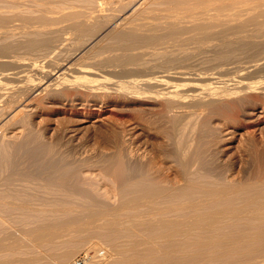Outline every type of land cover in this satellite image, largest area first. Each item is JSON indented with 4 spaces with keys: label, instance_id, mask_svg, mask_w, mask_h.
I'll list each match as a JSON object with an SVG mask.
<instances>
[{
    "label": "bare ground",
    "instance_id": "1",
    "mask_svg": "<svg viewBox=\"0 0 264 264\" xmlns=\"http://www.w3.org/2000/svg\"><path fill=\"white\" fill-rule=\"evenodd\" d=\"M27 1H29L31 4L30 0ZM36 1L33 0L34 3ZM46 1L47 0H43L44 6L42 4L41 9L39 7L40 1L39 5L37 4V8L35 5L36 3L34 4L36 9H40L38 11L32 7L36 10V12L38 11L37 13L35 11V13L33 11L32 13L30 11L21 12L18 10L17 13L15 12L13 14L9 11L12 15H9V12L8 15L0 14L1 27L6 25L5 23L8 22L9 24L10 21H13L10 19L13 17V15L14 17H16V19L21 17L22 20L21 18L20 20L23 24V28L25 27V30L27 29V27L32 29L27 30L26 32L22 28H20L19 30L17 27H21L20 23V26L16 27V25L18 24L14 25L17 30L16 28L12 27L13 29H15V31L12 29L11 31H9L10 28L8 26L9 30L8 28H6L7 32H12L11 34H14L16 32L14 35L17 34L16 36L18 38V36L22 33H20L19 31L24 30L23 33H26V35L21 37L19 36V40L28 42L27 48H29V50L31 49V53L34 52L32 50H39L40 56L44 55L47 57V59L49 57V62L47 61L48 63L46 65L42 64L43 66L37 67L39 65H36L35 62L34 64L36 65V67L29 68L30 64L25 62L26 60H23L24 58L21 59V57L19 58V56L12 57V55L7 56L4 52L7 47L6 42L8 43V41L10 40L9 37L8 41H6L7 39L5 40L6 42L0 41V57L3 56V52L5 53L3 58H0V65L4 64L5 66L8 61H11L15 63L14 68L16 70L14 72H10L8 70H6L7 72H4L2 70L4 73L2 71L0 72V103H2V101L4 102L2 105L0 104V133L2 132V129L5 130L7 128L3 127L13 125L15 124V121L19 122V120L17 119H20L21 116L23 118L25 116V113L31 110H37V105L35 103V100L37 102V97L46 96L49 100L56 101L59 97L62 96V94L65 95V93L69 91L71 92L72 90H76L78 93V91L81 89L79 85H81V87L83 86V88L85 87V90L91 93V97L88 101L80 98L81 96L76 97L70 101L67 100L68 97L65 98L67 101H69V103L67 104L70 105V109L75 112H88V114H95V116L99 118L103 117L108 111V103H116L118 102V100H121L120 97H129L132 99L139 97L141 94H139L138 96H128V94H136L138 92L136 91V88L139 89L142 86L159 88V91L157 92L158 94L155 93L156 95H153V92L150 93V96L152 94L153 96L151 97L154 98V100L151 98L152 101H161L160 103L165 110L169 109L175 112L178 111L179 118H181L180 116L183 115L186 118L185 114L188 112L187 108L189 107H193V110L194 108L198 109L204 106H211L209 108H218L223 103L225 105V101H230L229 99L231 97H237V99H248L250 94L256 92L258 87L263 85L264 89V84L260 85L262 83L260 82L261 80H257V82H255L253 77L249 80L246 79L248 77V74L247 77L240 76V79L235 80V82L232 77H230L231 80H233L232 84H228L227 82H225L229 80V77L228 80L226 79L225 81H222L223 85H216L214 83V85L209 84L208 86H206V88L208 87L209 90L207 91L205 89L206 91H204L203 94L196 92L200 89V82L198 83L197 81L192 84H186L189 86L187 87V89H183L184 87L181 88L178 86V84H171V80L174 76H187L184 75L186 74L187 70L184 71L185 66H183V70H178L176 75H172L174 73L171 74L170 72V74L165 73L159 75L145 74L142 75L141 78H139V75H137L138 78H135L133 80L127 79L126 82H122L118 87H115L116 89L114 90H106L107 84L113 77H109L108 74H113L116 72L120 74V70H123V74L125 77L124 72H127V70H132L133 72L134 68L132 69L131 66H136V68L148 67L151 69L160 67V69L163 68L164 70H169L170 68L173 69L172 66L178 67V64H180V68L182 64L186 65V60L187 62H189L188 59L192 55V53L186 50L187 48L182 44H179L178 42L180 41V38H182L181 36L184 33H187L186 35H188L189 33L188 38L197 43L196 47L198 49L211 50L214 53H212V55H214V60L216 61V63H224L230 60L232 55H235L237 53L236 51H242L238 53H244L243 51H245L246 53L247 50L255 51L256 49H260V51L264 52V0H101L106 4V10H109L108 7L112 8L111 11L109 10L110 13H106L104 11L101 12L105 9L101 8L103 3H101L100 0H79L81 4L83 2V5L86 4L88 6L87 10L79 9V5L81 4H76L79 1L76 2L75 0H73V2H76L75 4H73L72 0V3L70 2V0H67L68 4L71 3L69 5L70 7L68 6V8L72 7V9H59V11L56 10L57 14L54 9H49V14L53 11V13L55 12L54 14L56 15L52 13L51 15H48L46 13L48 10V7L45 5ZM48 1V3H46L48 5H50L49 3H51V5L54 3V1ZM57 1L56 2L57 4L59 3V6L65 7L63 6V3H60L62 2V0L60 2L59 0ZM56 2L54 3V5L56 4ZM64 3L68 5L66 2ZM11 4L13 3H10L9 7L12 6ZM51 5L49 8H52ZM74 5H77V7H75ZM99 6L102 10L99 8L98 12H95L98 9L97 7ZM146 6L151 7V16L150 11L146 10ZM22 7L20 9H22ZM14 10L17 9L14 8ZM145 10L146 12L150 13L148 17L146 16L147 13L145 12ZM156 10H158V12L160 13H157ZM144 12L146 13V15ZM143 14L145 15V17H143ZM13 19L15 20V18ZM2 31L3 30H1L0 28V32ZM1 34L2 33H0V36H2ZM5 34L3 35L6 36ZM7 35H9V33H7ZM213 38L219 39L220 43H211L210 39L213 40ZM169 40H171L172 43L174 41V45H177L178 43L177 48L174 49L172 47L174 45H171ZM175 40H178L177 43L175 42ZM208 40L210 41V43H208ZM167 41L170 44L166 43ZM10 43H8V45ZM16 43L17 42L15 41L14 44ZM12 46L15 47V45L13 44ZM22 46L24 47V45ZM187 46H190V42L189 45L187 44ZM14 49H17V46ZM175 50L179 53L175 52ZM32 55L34 54L32 53ZM37 55H39V52L37 53ZM145 55H149V58H153L152 60L155 61H149H151V63H154L151 65H147L149 64V62L145 59ZM14 57H16V59H13ZM46 57H44V59ZM25 58L27 59V57ZM20 59L23 61H21ZM83 60H87L89 61L88 63L91 64L87 66H79V62ZM191 60L192 58L190 59V61ZM209 64L211 65V63ZM97 65L105 67L107 69L106 71H104L105 75H102L103 73L98 75L99 73L97 74L92 71L94 70V68L96 69ZM99 72L101 71L99 70ZM68 73L73 74V77L71 76L72 78H70L72 80L74 78L73 82L72 80L68 79V77H70V75L72 74L69 75ZM28 74H33V76L35 75L34 79H37V77L41 76L40 80L38 79L39 81L30 82L24 78ZM130 74L128 73L129 76ZM135 75L133 74V76ZM30 76L31 75H29L28 77ZM205 78L209 79L210 77L205 75L203 77L199 75L197 79L186 80L203 81L205 80ZM251 79L253 81H250ZM9 80H12L11 85H8V87H6L7 81ZM180 81L182 80H179V83ZM130 88H132V90L135 88V92L128 91L131 90ZM85 90H83V92ZM142 90L143 88L141 89V91ZM259 93L263 94L262 91H260ZM147 94L145 96L144 90V97L147 98ZM250 101L244 104L245 109L243 112L245 119L250 123L251 126L260 127L259 125L264 124V106L254 104L252 102L250 103ZM224 105L222 106L225 107ZM231 106L229 105L230 108ZM214 109L212 108L211 111ZM193 110L191 109V111ZM219 110H221V108ZM222 110H224V108ZM199 111H201V109ZM211 111L210 109L208 110V112ZM218 111H216L217 114ZM214 112L215 111L211 113ZM196 113L197 112H195V114ZM190 115L192 116V114ZM175 116H173V118ZM191 116H189L190 120L192 119L190 118ZM199 118L200 116L197 117V119ZM231 121L233 122L232 119ZM179 122L181 123L182 121L180 120ZM232 122L229 127H224L225 133H223L225 134V136L230 134L233 128H235V124ZM199 123L201 122H198V124ZM227 123L225 124L227 125ZM229 124L230 122L228 123V125ZM186 125L185 127L184 125L181 126L186 128ZM188 125H190V123ZM195 125H193V128L192 126L189 127V129H195L198 126L196 125V127L194 128ZM206 125L208 124L199 126H202V128L205 130L204 126ZM175 127H177V125ZM178 128L179 127H177V129ZM186 129L181 128L180 132L183 130L184 132H182L185 133ZM202 131H200V133H202ZM2 133L4 134H0V178H3V180L9 178L11 182L12 180L10 179L9 175L12 174L13 176L14 174H18L20 176L24 175V177L26 178V180H24L27 182V179L30 177L31 171L30 173H24L26 170H19L18 168L21 165L17 167V165L13 161V157L16 153H20L23 150V152L27 154V157L29 158L28 160L31 161L30 166H32L31 164L35 160L38 162L39 159H41L42 157L44 158L43 153H46V151L43 149V145L31 146L26 140L24 142H16V151L11 154L9 153V151L12 152L13 150L11 151V148H9L10 150H8L9 145H11L9 142L12 141V143H14L12 139H16L18 141V139H20V137L23 135V129L19 128L18 125V127H13L12 134H9V136L5 134V131H3ZM174 136L175 135L173 134V137ZM183 137L184 136L182 135V139L179 138V140L181 139L180 141L183 142V146H187L186 148L188 149L182 147V144L177 139L178 137H174V139H176L178 143L175 146L174 152L171 154V161L174 163V175L172 177L157 176L155 173H153V167L150 168L151 166L148 167V165L143 164L139 165L138 163L133 164L132 161L129 162L127 160V154H125V156L124 153L122 154L120 151L115 155H113V153V156L111 155V157L109 156L107 158L105 156V159L103 158V160H105L103 162H106L104 166L106 167L105 170L109 172L114 178L115 194L113 193L112 195L115 197V199L114 197H112V192L110 190L109 197H112L113 199L109 200V197H106L108 198V200H103L101 198H95V196L89 194L91 192H88L86 189L78 186L75 181L79 179L78 177H80L79 173L77 172L79 164H74L73 161L70 162L66 157V159H63L60 161V163L57 162L56 164L55 162L58 160L57 158V160L54 158L53 161L56 160L55 162H50V160L47 161L44 158L43 161L41 160L43 162V166L41 167V162H38L40 165V167L38 168L36 167L38 165L36 161L34 163L36 169L40 170L41 168V172L44 171L42 173L45 174L43 175V179L46 180L45 182L47 186L46 188L44 187L46 191H48L49 189L53 191L54 187L50 184L54 185V183H56V179L59 181L57 188L60 192V197H57V199L53 198L54 201H52V203L48 201L50 204L44 205L43 203H39L37 201L39 198L37 196V193L32 194L31 191L29 193L27 189H24L23 193L22 189L19 187L17 190H14L17 187L15 186L16 184L13 185L12 182L15 179V181L18 180L16 178L18 175H16V177L11 176L12 178L15 177V179L11 182V185H9L10 183H5L4 185L7 190L10 188L12 189L0 194V252L1 250L7 248L9 250L8 252L11 251L12 253L13 251V253H15L14 251H16L17 249L20 250L21 248H23L22 246L24 245L21 243H25V240H27L28 238L29 240L32 239L30 240L31 242H29L32 244H35L34 242L38 241V244L36 243V247H39L38 245H40L42 242L46 243V245L48 244V248H50L51 246L50 249H53L54 247L52 248V245L50 244H53L55 246L60 240H64L65 236L63 233L66 232V246L64 245L65 248L61 252L59 250L55 252L56 249H54V254L46 255L49 251L47 250L48 252L46 253V250H43L47 249V246L44 248V244H41L42 246L40 247H43L42 250L39 247L43 253H46L45 259L47 258L49 260H53L52 258L56 257V260L58 259L60 263L65 264L68 263L69 260H72V257H74V253L79 247L77 246L76 248V245H78L80 242L84 244L85 241L88 243L89 237H86L87 231L91 232L92 230H104L109 233V235L111 236V240H113L112 238L117 240V249L115 250H117L119 258L115 257L117 258L115 261L113 257V264H175L172 261H176V264H232V262L234 263L241 258L242 260L243 258H245L246 260V257H250L254 254H257L259 258L260 255H258V253H262L261 257H263H260L262 261L258 259V262L257 260L258 264H264V150L261 151L256 148L253 150L252 160L254 166H252L254 167V171L250 172L249 169L246 174V171L244 170L245 174L244 171H242L240 173L241 176L239 175L238 178H235L236 176L234 177L233 174H231L232 176L228 174L230 169L227 173H225V167L224 170H222L223 168L222 166H220L221 164L217 165L218 162L216 164L215 159L214 161H210V159L212 160V158H209L211 156L206 158L208 156L207 152V156H204L205 154L203 155L199 148H192L195 146L189 145L192 144L191 142L187 143L188 140L183 141ZM198 141L200 140H197V142ZM184 142L187 144H184ZM188 145L190 146V148L188 147ZM225 149L227 150V148ZM47 152L49 154V152L52 153L53 151ZM128 156L127 157L130 158L132 154L130 155L129 153ZM51 158L53 159V156ZM146 159H148V157ZM150 161L151 160H148V163ZM58 164H61L59 172L56 168ZM79 167L81 168V166ZM41 172L38 175L42 174ZM236 173L238 174V172ZM242 173L244 175H242ZM34 174H31V176H35ZM38 175H36V177ZM18 178L20 180L19 176ZM31 178H29V182L31 181ZM22 179L23 177H21V180ZM23 182L21 183L23 184ZM18 185H20V183ZM22 186L23 185H21V187ZM26 186L28 188L30 184L28 185L27 183V185H25V188ZM5 187L3 186V188ZM22 188H24V186ZM29 188H31V186ZM73 193L79 195V197L77 195H72ZM105 196H107V194ZM77 198L81 199L82 201H76ZM18 214L24 215L26 217L23 216V219H20L21 216H19ZM16 216L17 218H14ZM30 216H33L34 218L36 217V219L31 218ZM43 216L46 217L44 218ZM28 217H30L31 220ZM16 219L20 221L19 223L17 222V225L15 224L17 221ZM13 221L15 223H12ZM12 224L16 226L12 227ZM95 232L93 233L95 234ZM76 234H78V236L80 234L79 237L81 238H76ZM81 234H84L85 237H83ZM62 236H64V238ZM59 237L62 238L60 239ZM57 239L59 241L56 243ZM61 243H59L61 245L60 248L64 244ZM89 244L90 247L91 245H93L90 243V240ZM27 245L29 246L30 244L27 243ZM58 247L59 246H57L56 248L58 249ZM91 249L92 248H90L89 250ZM95 249L96 247L94 248V250ZM40 250H38V252L41 255L42 253L40 252ZM86 250L88 251V248ZM18 251H16V253ZM36 252L37 251H35V253ZM50 252H53V250H50ZM39 253H36L37 255H34V253H30L31 255L29 256H20L13 259L10 258V260H8L7 258V261H4V259H2V257L0 256V264H9V261H15L16 264H34L36 260L42 262L41 259L42 257H44V255H42L41 257ZM84 253L85 252L83 251V254ZM88 253L90 252L88 251ZM95 253H93V255ZM23 254L25 255V253ZM255 255L254 257H250L251 259L247 258V260L249 259V261L251 260L253 262L252 259L255 258ZM49 260L47 261L48 263ZM177 260H179L180 262H177ZM245 260H243L244 262H241L246 264L245 262L247 260ZM108 261V264L112 262ZM90 262L91 261H89V263ZM96 264H98V262H96Z\"/></svg>",
    "mask_w": 264,
    "mask_h": 264
},
{
    "label": "rangeland",
    "instance_id": "2",
    "mask_svg": "<svg viewBox=\"0 0 264 264\" xmlns=\"http://www.w3.org/2000/svg\"><path fill=\"white\" fill-rule=\"evenodd\" d=\"M2 1V2H1ZM0 2V14H5V15H8L10 12L13 14V13H17L18 12V10L19 11H21V12H36V10H38V9H36L37 8V6L39 5V1H40V5H39V7H40V9H41V7H42V4H43V6H44V2H43V0H42V2H41V0H38V1H36V0H34V1H36L35 3L33 2V0H30L31 1V4H30V2L29 1H27V0H1ZM5 1H6V3H5ZM18 1H19V3H18ZM45 1V0H44ZM48 1V0H47ZM46 1V3H48ZM51 1H54V3L57 1V0H50V2ZM61 0H59V2H60ZM69 1V0H68ZM67 0H64V2H68ZM76 2L77 1H79V0H75ZM4 2V3H3ZM7 2H9V3H7ZM23 2V3H22ZM33 2V3H32ZM58 2V1H57ZM57 2H56V4H57ZM63 2V0H62V2H60V3H63V4H60V5H63V6H65V7H62V6H59L58 4L56 5H54V3L51 5V3H49L50 5H51V7L52 8H49L50 7V5H48V4H46L45 3V5L48 7L46 10H47V14L48 15H51V13L52 14H54L55 12H56V10L57 11H59V9H67L68 8V6L73 2V0H72V2H71V0H70V4H68V5H66L65 3ZM76 2H73V4H75ZM82 2V1H81ZM100 2L101 3H103L101 0H100ZM10 3H13V4H11L12 6L11 7H14L15 9H17V10H14V8H11V7H9L10 6ZM22 3V4H21ZM29 3V4H28ZM36 5V8H35V5ZM38 4V5H37ZM72 4V5H73ZM77 5H79V4H81L80 3V1L79 2H77L76 3ZM104 4V5H103ZM102 4V6H101V8L103 9H105V6H106V4L105 3H103ZM14 5V6H13ZM32 5H34V6H32ZM77 5L75 6V7H77ZM145 5H147V4H145ZM4 6V7H3ZM18 6H20V7H18ZM23 6V7H22ZM29 8H27V7ZM67 6V7H66ZM82 6V7H81ZM104 6V7H103ZM144 6V5H143ZM6 7H8V8H6ZM22 7V9H20ZM35 8V9H33V8ZM38 7V8H39ZM70 7V6H69ZM74 7V8H75ZM87 5L85 4V5H83V2H82V4L81 5H79V9H84V10H87ZM145 7V6H144ZM73 8V9H74ZM98 9H97V11H95V12H98V10H99V8H100V6L99 7H97ZM100 8V9H101ZM149 10H148V9ZM8 9V10H7ZM11 9V10H10ZM12 9H13V11H12ZM28 11H27V10ZM31 9V10H30ZM39 9V10H40ZM52 9H54L55 10V12L53 13V11L52 12H50V14H49V12L48 11H50V10ZM68 9H72V7L71 8H68ZM76 9H78V8H76ZM101 9V10H102ZM106 9H107V6H106ZM100 10L101 12H106V13H110L109 12V10L111 11L112 10V8H109L108 7V9L109 10ZM145 9V8H144ZM151 9V7H149V6H146V10L147 11H150V13L152 12V10H150ZM6 10V11H5ZM26 10V11H25ZM38 10V11H39ZM89 10H90V8H89ZM88 10V11H89ZM146 10H145V12H146ZM159 10V9H158ZM158 10H156V12L157 13H160V12H158ZM10 11V12H9ZM37 11V12H38ZM99 11V12H100ZM162 11V10H161ZM9 12V13H8ZM32 12V13H33ZM34 12V13H35ZM36 12V13H37ZM144 12V13H145ZM163 12V11H162ZM9 14V15H12V14ZM146 13H147V15H146ZM145 13V15L148 17V15L150 14V13H148V12H146ZM56 14H57V12H56ZM56 14H54V15H56ZM145 15L143 14V17H145ZM152 15V13L150 14V16ZM17 17H19V16H17ZM13 18H15V20L13 19ZM21 18V17H20ZM20 18H18V19H16V17H14V15H13V17L12 18H10L11 20H13V21H10L9 22V24H8V22L7 23H5L6 25H2L3 27H1L0 26V28H1V30H3L2 32H0V33H2L1 35L2 36H0V41H5L6 39V41H8V37L10 38V42L8 41V43H10L9 45H8V43L6 42V49H5V53H6V55L7 56H11L12 55V57L13 56H19V58L21 57V59H23V60H26L25 62H27V63H29L30 65H29V68H35L36 67V65H39V66H37V67H41V66H43L42 64H44V65H46L48 62H49V57H48V59H47V57L46 56H40V51L39 50H32V51H34V52H32L34 55H32V53H31V49L29 50V48H27V44H28V42H23L24 40H19V36L21 37V36H24V35H26V33H23V31L25 30L24 28H23V24H22V22H21V20H22V18H21V20H20ZM10 19H7V20H10ZM20 20V21H19ZM263 22H264V20H263ZM21 23V27H17V26H20L19 24ZM16 24H18V25H16ZM14 25H16V27L20 30V28H22V29H24V30H22V31H19L20 33H21V35H19L18 36V38H17V34L16 35H14V34H11L12 32H7V30H6V28H8V26H9V28H10V30H9V28H8V30L9 31H11V29L12 30H14L15 31V29H13V28H16ZM13 27V28H12ZM17 28H16V30H17ZM29 27H27V29L25 30V32L27 31V30H31L30 28L28 29ZM249 28H251V27H249ZM13 31V32H14ZM250 31H251V29H250ZM3 32H5V33H3ZM7 33H9V35H7ZM18 33V32H17ZM250 33V32H249ZM3 34H5L6 36H4ZM19 34V33H18ZM185 34V33H184ZM182 35L181 37L182 38H180V41H178V40H175V42L177 43V41L179 42V44H182L183 46H185L187 49L186 50H188L189 52H191L192 53V55L190 56L191 58H192V60L190 61V57H189V59H188V61L190 62H187V60H186V65L185 64H182V66H181V68L179 67L180 66V64H178V67L177 66H172V68L173 69H175V70H173V69H169V70H164L163 68L162 69H160V67H157V68H148V67H137L136 68V66L134 67H132L131 66V68L133 69H136V70H134L133 69V72H132V70H127V72H124L125 73V77H124V74H123V70L121 71L120 70V74H118V72H116V73H113V74H108V76L110 77V76H113L112 77V79H111V81L107 84V88H106V90H108V91H111V90H114V89H116L115 87H118L122 82H126L127 81V79L128 80H130V79H135V78H138L137 77V75H139V78H141L142 77V75H145V74H151V75H159V74H165V73H174V74H172V75H176L177 74V71L178 70H183V66H185V68H184V71L185 70H187V72H186V74H184V75H187V76H184L185 78L186 77H188V78H186L187 80L188 79H197V77L200 75V76H203L204 77V75L205 76H208V77H210L209 79H207V78H205V80H189V81H187L183 76H180V75H176V76H174L173 77V79L171 80V84H173V85H175V84H178V86L179 87H181V88H183V89H187V87L189 86V85H186V84H192V83H195L196 81L199 83V87H200V89L198 90V91H196V92H198V93H201V94H203V92L204 91H208L209 89H208V87L206 88V86H208L209 84L211 85V84H216V85H223L222 84V81H225L226 79L228 80V77H229V80H230V82H229V80L228 81H225V82H227L228 84H232L233 83V80H234V82H235V80H238V79H240V76H246L247 77V74H248V77L246 78V79H250V78H252L253 77V79H254V81L255 82H257V80H261L260 82H262L260 85H262V84H264V52H262V51H260V49H256L255 51H252V50H247L246 51V53H245V51H243L244 53H238V52H242V51H236L234 54L236 55H232V57L234 58H230V60H228V61H226V62H224V63H220V62H217L216 63V61L214 60V55H212V51L211 50H209V49H198L196 46V44L197 43H195L192 39H189L188 37H189V33H188V35ZM10 35H11V37H10ZM13 35V36H12ZM5 37H7V38H5ZM16 39H15V38ZM14 39H15V41L17 42L16 44H14L15 43V41H14ZM212 39V38H211ZM210 39V41H211V43L213 42V43H220V40L219 39H215V38H213V40H211ZM215 39V40H214ZM18 40V41H17ZM218 40H219V42H218ZM173 41V40H172ZM210 41L208 40V43H210ZM216 41V42H215ZM13 42V43H12ZM169 42L171 43V45H174V41H173V43L171 42V40H169ZM168 41L166 42V43H168V44H170ZM189 42H190V46H187V44L189 45ZM24 45V47L21 45ZM207 43V44H208ZM12 44L13 45H15V47L14 46H12ZM167 44V45H168ZM166 45V44H165ZM177 45H178V43H177ZM177 45H174V46H172L174 49L175 48H177ZM16 46H17V49H14V48H16ZM26 46V47H25ZM160 46V45H159ZM192 46V47H191ZM10 47V48H9ZM9 48V49H8ZM189 48H191V49H189ZM19 49V50H18ZM11 50H12V52H11ZM14 50V51H13ZM8 51V52H7ZM37 51V52H36ZM208 51H210V52H208ZM3 52V56L5 55V53ZM36 52V53H35ZM39 52V55H37V53ZM175 52H178V51H176L175 50ZM248 52V53H247ZM255 52V53H254ZM259 52V53H258ZM8 53V54H7ZM179 53V52H178ZM210 55H209V54ZM262 53V54H261ZM214 54V53H213ZM255 54V55H254ZM258 54H259V56H258ZM212 55V56H211ZM240 55H242V56H240ZM248 55H249V57H248ZM3 56H1L0 58H3ZM35 56H37V57H35ZM40 56V57H39ZM253 56V57H252ZM257 56V57H256ZM25 57H27V59L25 58ZM42 57V58H41ZM44 57H46L45 59H44ZM145 57V59L146 60H148V62H149V64H147V65H151V64H153L154 62H152L151 63V61H155V60H152L153 58H149V55H145L144 56ZM262 57V58H261ZM5 58H7V57H5ZM4 58V59H5ZM9 58V57H8ZM11 58V57H10ZM19 58H17V59H19ZM32 58V59H31ZM35 58V59H34ZM42 60H41V59ZM149 58V59H148ZM236 58V59H235ZM13 59H16V57H14ZM20 59V60H21ZM29 59V60H28ZM47 59V60H46ZM211 59V60H210ZM10 60V59H9ZM23 60H21V61H23ZM31 60V61H30ZM149 60H151V61H149ZM234 60V61H233ZM29 61V62H28ZM40 61V62H39ZM42 61V62H41ZM46 61V62H45ZM48 61V62H47ZM211 61V62H210ZM257 61V62H256ZM36 62V63H35ZM89 61H87V60H83V61H80L79 62V66H87V65H89V64H91V63H88ZM213 62V63H212ZM215 62V63H214ZM228 62V63H227ZM7 63V62H6ZM5 63V64H6ZM14 65H13V64ZM32 63V64H31ZM36 65H35V64ZM209 63H211V65L209 64ZM220 63V64H219ZM258 63H259V65H258ZM207 64H209V65H207ZM216 64V65H215ZM223 64H226V65H223ZM14 66H15V63L14 62H11V61H8V63L4 66V64L2 65H0V72L3 70L4 72L6 71V70H8V71H10V72H14V71H16L15 70V68H14ZM31 66V67H30ZM235 66V67H234ZM247 68H246V67ZM12 67V68H11ZM25 67H27V66H25ZM189 67V68H188ZM213 67V68H212ZM239 67V68H238ZM251 67V68H250ZM10 68V69H9ZM195 68V69H194ZM219 68V69H218ZM254 68V69H253ZM5 69V70H4ZM17 69V68H16ZM98 71H97V70ZM96 69L94 68V70H92L93 72H95V73H99L98 75H100V74H102V75H105V73H104V71H106L107 69L105 68V67H101V66H99V65H97L96 66ZM109 69V68H108ZM118 69H120V68H118ZM150 69V70H149ZM212 69V70H211ZM222 69V70H221ZM228 69V70H227ZM237 69V70H236ZM247 69V70H246ZM13 70V71H12ZM96 70V71H95ZM99 70L101 71V72H99ZM218 70V71H217ZM244 70V71H243ZM2 71V72H3ZM91 71V72H92ZM154 71H156V72H154ZM172 71H174V72H172ZM247 71V72H246ZM248 71H249V73H248ZM3 72V73H4ZM7 72V71H6ZM122 72V73H121ZM197 72V73H196ZM210 72V73H209ZM241 72H242V74H241ZM128 73L130 74V73H133L135 76H133V74H130V76L128 75ZM140 73V74H139ZM169 73V74H170ZM241 74V75H239V74ZM69 75L70 74H72V73H68ZM209 74V75H208ZM219 74V75H218ZM245 74V75H244ZM255 74V75H254ZM29 75H31L30 77H28ZM69 75H66V76H69ZM122 75V76H121ZM141 75V76H140ZM195 75V76H194ZM214 75V76H213ZM257 75V76H256ZM35 76V75H34ZM34 76H33V74H28L27 76H25L24 78L25 79H27L28 81H30V82H32V81H39L40 80V77H37V79L35 78L34 79ZM39 76V75H38ZM73 77V74L72 75H70V77H68V79L69 80H72V79H70V78H72ZM212 76V77H211ZM220 76V77H219ZM222 76H226V77H222ZM238 76H239V78H238ZM260 76V77H259ZM27 77V78H26ZM176 77V78H175ZM215 77V78H214ZM230 77H232V79L233 80H231V78ZM30 78H31V80H30ZM116 78V79H115ZM118 78V79H117ZM122 78H124V79H122ZM184 79V81H183V79ZM256 78V79H255ZM263 79V81H262V79ZM39 79V80H38ZM124 80V81H122V80ZM204 79V78H203ZM212 79H213V81H212ZM73 80H74V78H73ZM73 80H72V82H73ZM179 80H182V81H180V83H179ZM207 80H208V82H207ZM9 81H10V84H9ZM9 81H7V85H6V87H8V85L10 86L11 85V81L12 80H9ZM194 81V82H193ZM202 81V82H201ZM205 81V82H204ZM220 81V82H219ZM250 81H253L252 79L250 80ZM258 81V82H259ZM174 82V83H173ZM211 82V83H210ZM259 82V83H260ZM202 83H204V84H202ZM208 83V84H207ZM219 83H221V84H219ZM258 83V84H259ZM206 84V85H205ZM213 84V85H214ZM114 85V86H113ZM80 86V92L78 91V93H79V95H78V93H77V91L75 90H72L71 92L69 91V92H67V93H65V95H63L62 94V96L61 97H59L58 98V100H56V101H51V100H49L46 96H40V97H37L36 99H37V102H36V100H35V103H36V105H37V107H36V109L37 110H31V111H29V112H27V113H25V116L23 117L24 118V120H23V118H22V116L20 117V119H17V120H19V122L18 121H15L14 123L15 124H13L14 126H16V127H18V125H19V128H22L23 129V135L20 137V139H18V141L15 139H12L13 141H14V143H12V141L11 142H9L11 145H9V147H8V150H10L9 148H11V151L12 152H10L9 151V153H13L14 151H16V142H24L25 140L26 141H28L29 142V145H31V146H42L43 145V149L46 151V153H43V156H44V158H45V160H47V161H49L50 160V162H55L57 159V161L55 162V164L57 163V162H59L60 163V161L61 160H63V159H68L70 162H72L73 161V163L74 164H79L78 165V170H77V172L79 173V176L80 177H78L79 179H77L76 181H75V183L78 185V186H80L81 188H83V189H86L88 192H93L92 194L91 193H89L90 195H93V196H95V198H101V199H103V200H108V198H106V197H109L110 196V191L112 192L111 193V195L114 193L115 194V183H114V178L111 176V174L109 173V172H107L105 169H106V167H104L105 166V164H106V162H103V161H105V160H103V158L106 156L107 158L110 156L111 157V155L113 154V155H115V154H117V153H119V151L123 154L124 153V155L125 154H127V156H128V154L130 153V155L132 154V156L130 157V158H133V159H130V158H128L126 155V158H127V160L130 162V161H132V163L134 164H139V165H141V164H143V165H148V167H150V168H152V170H153V173H155L157 176H160V177H163V176H170V177H172L173 175H174V167H173V162L171 161V154L174 152V150H175V146H176V144L178 143V141L176 140V139H174V137L175 138H177L178 140H179V138H181L182 137V135L184 136L183 137V141H187V143H189V142H191L192 144H189V145H193V146H195V147H192V148H199V150H201V152L203 153V155L204 156H207V153H208V156L206 157V158H208L209 156H211V157H209V158H212V160L210 159V161H214V159H215V162H216V164H217V162H218V164L217 165H219V164H221L220 166H222V170H224V167H225V170H224V172L225 173H227L228 172V170L230 169V171L229 172H231V173H229L228 172V174L230 175V176H232L231 174H233V176L235 177V178H238V176L240 175L241 176V172L242 171H246V174H247V172L249 171V169H250V172H252V171H254L253 169H254V165H253V160H252V154H253V150L256 148V149H258V150H264V124L263 125H259L260 127H258V126H251L250 125V123L245 119V116H244V109H245V106H244V104H246V103H248V101H250V103L252 102V103H254V104H257V105H260V106H264V89H263V85L262 86H260V87H258V89L256 90V92H253L252 94H250V96L248 97V99H237V97H231L229 100L230 101H225V105H224V103L222 104V105H224L225 107H223L222 105H220V106H222L223 108H224V110H222L223 108L222 107H220L221 108V110H219L220 108L218 107H212L214 110H212L211 111V109L212 108H209V107H211V106H209V107H207V106H204V107H201V108H198V109H195L194 108V110H193V107L191 108V107H189V108H187L188 109V112L185 114V116H186V118L184 117V115L183 116H180L181 118H179V112L178 111H173V110H165V109H163V107H162V105H161V101H159V100H156V102H153L152 101V99L154 100V98L153 97H151V96H153V95H156V94H158L157 92L159 91V88H156V87H144V86H142L141 88H136V91H138L136 94L135 93H129L128 94V96H134V95H139V94H141L140 96H141V99H140V96L139 97H136L135 99H132V98H129V97H120L121 98V100H118V102H116V103H113V102H110V103H108V111L105 113V115L103 116V117H97V116H95V114H88V112H85V113H83V112H75V111H73V110H71L70 108V105H68L67 103H69V101L70 100H73L74 98H76V97H80V98H82V99H84V100H86V101H88L89 99H90V97H91V93L89 92V91H86L85 90V87L83 88V86L81 87V85H79ZM186 86V87H185ZM231 86V85H230ZM109 88V89H108ZM143 88V92L141 91V89ZM131 90H128V91H130V92H135L134 90H135V88L132 90V88H130ZM206 89V90H205ZM261 89V90H260ZM82 90V91H81ZM83 90H85L84 92H83ZM144 90H145V96H146V94H147V98L146 97H144ZM151 90V91H150ZM140 91V92H139ZM150 91V92H149ZM260 91H262L263 92V94L262 93H259ZM73 92V93H72ZM86 92V93H85ZM153 92V93H152ZM69 93H72V94H69ZM85 93V94H84ZM87 93H89V94H87ZM150 93H152L151 94V96H150ZM156 93V94H155ZM261 94V95H260ZM66 95H68V96H66ZM148 95H149V97H148ZM143 96V97H142ZM46 97V98H45ZM68 97V98H67ZM69 97H70V99H69ZM65 98H67V100H69V101H67ZM143 98V99H142ZM144 98H145V100H144ZM152 98V99H151ZM250 98V99H249ZM252 98V99H251ZM149 99V100H148ZM39 100V101H38ZM48 100V101H47ZM146 100H147V102H146ZM232 100V101H231ZM245 100V101H244ZM257 100V101H256ZM113 101V100H112ZM127 101V102H126ZM159 101V102H158ZM234 101V102H233ZM242 101V102H241ZM244 101V102H243ZM247 101V102H246ZM115 102V101H114ZM229 102H231V103H229ZM237 102V103H236ZM4 102L2 101V103H0L1 105L3 104ZM242 103V104H241ZM113 104V105H112ZM160 105V106H159ZM226 105H228V106H226ZM229 105L231 106V108H232V110H231V108L229 107ZM242 105V106H241ZM136 106V107H135ZM235 106V107H234ZM39 107V108H38ZM111 107H112V109H111ZM208 109H207V108ZM229 107V108H228ZM48 108V109H47ZM133 108V109H132ZM161 108V109H160ZM190 109V110H189ZM191 109L193 110V111H191ZM201 109V111H199ZM207 109V110H206ZM210 109V111L211 112H213V111H215L214 113H211V112H208V110ZM230 109V110H229ZM203 110V111H202ZM219 110V111H218ZM227 110V111H226ZM134 113H133V112ZM173 111V112H172ZM190 111H191V113H190ZM216 111H218V114L216 113ZM221 111H225L224 113L223 112H221ZM195 112H197L196 114H195ZM199 112V113H198ZM175 113V114H174ZM85 114V115H84ZM174 114V115H173ZM189 114V115H188ZM190 114H192V116L190 115ZM197 114H199V115H197ZM217 114V115H216ZM223 114V115H222ZM175 115H177V116H175ZM197 115V116H196ZM216 115V116H215ZM231 115V116H230ZM233 115V116H232ZM173 116H175L174 118H173ZM187 116H188V118H187ZM189 116H191L190 118H192L191 120L189 119ZM196 116V117H195ZM200 116V120L199 119H197V117H199ZM230 116V117H229ZM235 116V117H234ZM25 117H26V119H25ZM138 117V118H137ZM177 117V118H176ZM203 117V118H202ZM227 117H228V119H227ZM232 117V118H231ZM102 118V119H101ZM177 119V121H176V119ZM226 118V119H225ZM234 118V119H233ZM187 119V120H186ZM230 119V120H229ZM231 119L233 120V122L231 121ZM24 121V122H22V121ZM181 120L182 122L180 123L179 121ZM225 120H227V121H225ZM229 120V121H228ZM138 121V122H137ZM141 121V122H140ZM177 123H176V122ZM244 121H245V123H244ZM20 122H22V123H20ZM194 124H193V123ZM198 122H201V123H199L198 124ZM230 122V124L228 125V123ZM231 122L232 123H234L235 124V128H233V130H232V132L230 133V134H228V135H226L225 136V128L226 127H229L230 125H231ZM247 122V123H246ZM17 123V124H16ZM173 123V124H172ZM183 123V124H182ZM190 123V125H188V124ZM192 123V124H191ZM225 123H227V125L225 124ZM183 126L184 125V127H185V125H186V128H184V127H182L181 125ZM198 125L197 127H196V125ZM205 124H208V125H206V126H204V128H205V130L202 128V126L203 125H205ZM13 125H8V126H5V127H3V128H6L5 130L4 129H2L1 131L3 132V131H5V134H7L8 136H9V134H12V131H13ZM177 125V127H179L178 129H177V127H175ZM178 125H180V126H178ZM193 125H195L194 126V128L195 129H192L193 128ZM199 125H202L201 127L199 126ZM226 125V126H225ZM13 126V127H12ZM192 126V128H191V130L189 129V127H191ZM208 126V127H207ZM200 127V128H199ZM221 127V128H220ZM225 127V128H224ZM125 128V129H124ZM158 128V129H157ZM176 128V129H175ZM186 129L185 130V133H183L182 131V133L180 132V129ZM202 128V129H201ZM208 128V129H207ZM218 128V129H217ZM113 129V130H112ZM148 129V130H147ZM172 129H174V130H172ZM200 130V131H202V133H200V131H198V130ZM220 129H222V130H220ZM251 129V130H250ZM54 130V131H53ZM121 130V131H120ZM154 130V131H153ZM179 130V131H178ZM189 130V131H188ZM196 130V131H195ZM178 131V132H177ZM208 131V132H207ZM250 131V132H249ZM0 133V134H4V133ZM40 132V133H39ZM156 132V133H155ZM176 134H175V133ZM193 132V133H192ZM210 132V133H209ZM213 132V133H212ZM224 132V133H223ZM38 133V134H37ZM178 133V134H177ZM196 133V134H195ZM207 133V134H206ZM157 134V135H156ZM173 134L175 135L174 137H173ZM180 134V135H179ZM186 136H185V135ZM206 134V135H205ZM247 134V135H246ZM32 135H34V136H32ZM36 135V136H35ZM170 135V136H169ZM178 135V136H177ZM221 135V136H220ZM128 136V137H127ZM191 136V137H190ZM187 137V138H186ZM197 137V138H196ZM252 137V138H251ZM38 139H39V141H38ZM125 139V140H124ZM174 139V140H173ZM182 139V138H181ZM180 139V140H181ZM184 139H186V140H184ZM21 140H23V141H21ZM35 142H34V141ZM134 140V141H133ZM175 140H176V142H175ZM179 140V142L182 144L183 142L182 141H180ZM197 140H200V141H198L197 142ZM203 141V142H202ZM221 141V142H220ZM250 141V142H249ZM39 142V143H38ZM196 144H195V143ZM187 143H185L184 142V144H187ZM252 143V144H251ZM41 144V145H40ZM106 144V145H105ZM197 144H198V147H197ZM201 144V145H200ZM202 144H203V146H202ZM128 145V146H127ZM188 145V147L190 148V146ZM200 145V146H199ZM14 146H15V148H14ZM136 147V148H135ZM171 147V148H170ZM182 147L183 148H186L187 146H183V144H182ZM200 147H202V148H200ZM229 147V148H228ZM231 147V148H230ZM55 148V149H54ZM86 148V149H85ZM225 148H227V150L225 149ZM248 148V149H247ZM173 149V150H172ZM186 149H188V148H186ZM92 150V151H91ZM114 150H116V151H114ZM126 150V151H125ZM129 150V151H128ZM131 150V151H130ZM224 150V151H223ZM47 151H53L52 153H53V155H52V153H50L49 152V154L51 155H49L48 154V152ZM125 152H127V153H125ZM133 152H134V154L136 155H134L133 154ZM146 152V153H145ZM151 152V153H150ZM207 152V153H206ZM20 153H21V155H20ZM20 153H16L15 155H14V157H13V161H14V163L17 165V167H19L20 165V167L18 168L19 170L20 169H22L21 171H25L24 173H30V171H31V174H34V173H36V174H34L35 176H31V174H30V177L29 178H33V180H32V178H31V181L29 182L28 180H30L29 178H28V176H27V182L25 181L26 180V178L24 177V175H18V174H14L13 176H15L16 177V175H18L19 177H20V180H21V177H23V179L20 181L19 180V178H18V176L16 177L18 180L17 181H15L16 179H15V177L14 178H12L13 176H12V174H10L9 176H10V179L13 181L14 179V181H15V183H14V181L12 182V184L13 185H15L17 188H13L14 190H17L18 189V187L19 188H21L22 189V193H23V191H24V189H27V191L30 193V191H31V193L33 194V193H37V196L39 197L38 198V202L39 203H43L44 205H47V204H50L49 202H51L52 203V201H54L53 200V198L54 199H57V197L59 198L60 197V192L58 191V188H57V186H58V183H59V181L56 179V183H54V185L53 184H50L51 186H53L54 187V190L53 191H51L50 189L48 190V191H46L45 190V188H46V180L45 179H43V175H45V174H43L42 172H44V171H42L41 172V168H40V170H38V169H36V167L38 168V167H40V165H41V167L43 166V160H44V158L42 159H39L38 160V162L40 163V165H39V163L36 161V163L38 164H36L37 166L35 167L34 165V163H35V161L31 164L32 166H30V163H31V161L30 160H28L29 158L27 157V154L26 153H24L23 152V150H22V152H20ZM223 153V154H222ZM54 154H55V156H54ZM94 154V155H93ZM162 154V155H161ZM227 154V155H226ZM228 154H229V156H228ZM251 154V155H250ZM26 155V156H25ZM112 155V156H113ZM134 155V156H133ZM144 155V156H143ZM249 155V156H248ZM17 156V157H16ZM53 156V159L51 158ZM62 156H64V157H62ZM72 156V157H71ZM102 156V157H101ZM18 157H20V158H18ZM25 157V158H24ZM27 157V158H26ZM61 157V158H60ZM66 157V158H65ZM78 157V158H77ZM87 157V158H86ZM137 157V158H136ZM148 157V159H146ZM170 157V158H169ZM240 157V158H239ZM17 158V159H16ZM47 158V159H46ZM54 158L56 159L55 161H53L54 160ZM226 158V159H225ZM16 159V160H15ZM20 159V160H19ZM25 159H26V161H25ZM105 159V158H104ZM144 159V160H143ZM42 160V161H41ZM52 160V161H51ZM67 160V161H68ZM148 160H151L149 163H148ZM154 160V161H153ZM147 161V162H146ZM156 161V162H155ZM27 162V163H26ZM84 162V163H83ZM87 162V163H86ZM101 162V163H100ZM152 162H153V165H152ZM214 162V163H215ZM20 163V164H19ZM27 165H26V164ZM63 163V162H62ZM82 163V164H81ZM213 163V162H212ZM81 164V165H80ZM87 164V165H86ZM101 164H104V165H101ZM225 164V165H224ZM25 165V166H24ZM59 165V166H58ZM57 166H56V168L58 169V172H59V169H60V165L61 164H58ZM253 165V166H252ZM79 166H81V168L79 167ZM232 166V167H231ZM31 167V168H30ZM102 167V168H101ZM104 167V168H103ZM229 167H231V168H229ZM26 168H28V169H26ZM160 168V169H159ZM88 169V170H87ZM227 170V171H226ZM233 172H232V171ZM245 171H244V174H245ZM34 172V173H33ZM42 173V174H40V175H38L39 173ZM236 172H238V174L236 173ZM91 173V174H90ZM83 174V175H82ZM243 173H242V175H244ZM36 175H38L37 177H36ZM82 175V176H81ZM12 176V177H11ZM6 177H8V176H6ZM95 177V178H94ZM233 177V178H234ZM88 178V179H87ZM103 178V179H102ZM110 178V179H109ZM232 178V177H231ZM25 179V180H24ZM97 179V180H96ZM107 179V180H106ZM9 180V178L7 179H4L3 180V178L1 179L0 178V189H2L3 188V186L5 187V183H10L9 185H11V182H10V180ZM38 180V181H37ZM4 181H6V182H4ZM8 181V182H7ZM20 181V182H19ZM25 183H24V182ZM17 182H18V184L20 183V185H18L17 184ZM21 182H23V184L21 183ZM106 182V183H105ZM110 182V183H109ZM111 182H112V184H111ZM27 183H28V185L30 184V186H31V188H27V186H26V188H25V185H27ZM25 184V185H24ZM90 184V185H89ZM3 185V186H2ZM12 185V186H13ZM21 185H23L24 186V188H22L21 187ZM109 185V186H108ZM36 186H39V187H36ZM84 186V187H83ZM111 186V187H110ZM2 187V188H1ZM11 187V186H10ZM9 187V188H10ZM45 187V188H44ZM57 190H56V189ZM10 189H12V188H10ZM10 189H8L9 191H10ZM7 189H6V187L5 188H3L2 190H0L1 191V193L0 194H2V192H6V191H8ZM20 190V189H19ZM43 190V191H42ZM56 190V191H55ZM110 190V191H109ZM26 191V192H27ZM55 191V192H54ZM58 191V192H57ZM99 191V192H98ZM51 192H52V194H51ZM43 193V194H42ZM57 193V194H56ZM56 194V195H55ZM107 194V196H105ZM42 195V196H41ZM72 195H77V194H75V193H73ZM52 196V197H51ZM78 197H79V195H77ZM47 197V198H46ZM112 197H114L113 195H112ZM110 198L109 197V200L110 199H113V198ZM105 198V199H104ZM48 199V200H47ZM114 199H115V197H114ZM40 200V201H39ZM82 201L81 199H78L77 198V200L76 201ZM43 201V202H42ZM46 201V202H45ZM49 201V202H48ZM79 201V202H80ZM112 201V200H111ZM114 201V200H113ZM19 216H21V218L20 219H23L22 217L24 216V215H21V214H18ZM19 216H18V219H19ZM24 217H26V216H24ZM31 218H34L33 216H30ZM30 217H28V218H30ZM44 217V216H43ZM46 217V216H45ZM44 217V218H45ZM14 218H17V216L16 217H14ZM31 218H30V220H31ZM24 219H26V218H24ZM34 219H36V217L34 218ZM17 220V219H16ZM15 221V220H14ZM12 222V223H15V222ZM17 222L19 223L20 221H16V225H17ZM13 225V224H12ZM15 225V226H16ZM14 225L12 226V227H15ZM97 232V234H96V232ZM99 231V232H98ZM93 232H95V234L93 233ZM93 233V234H92ZM64 234V236H65V238H64V236H62L63 238H64V240H60L62 237H59L58 239L60 240H58L57 239V241H56V247L57 246H59L58 247V249L53 245V244H50V245H52V248L53 249H50L51 248V246H50V248H48V244L46 245V243H42L41 242V244L43 245L44 244V248L46 247L47 249H44L43 251H45L44 253L41 251L42 249H43V247H40V246H42L40 243V245H38L40 248H41V250H40V248L39 247H36V243L38 244V241L37 242H34V241H32V242H34L35 244H32V243H29V242H31L30 240H32V239H30L29 240V238L27 239V240H25V241H23V242H25V243H21V244H23L24 246H22L23 248H21L20 250L19 249H17L16 251H18L17 253H16V251H14L15 253H13V251H12V253H11V251L10 252H8L9 250L6 248V249H3V250H1V252H0V256L2 257V259H4V261L6 260L7 261V258H8V260H10V258H16V257H20V256H29V255H31L30 253H34V255L37 253H39L38 252V250H40V252L42 253L41 255H40V253H39V255L42 257V255H44V257H42V259H41V261L42 262H40L39 260H36V262H34V264H45V263H47V264H62V263H60L59 262V260L57 261L56 260V257H54L55 258V260H54V258H52L53 260H49V259H47V261L49 260V263L46 261V259H45V256L46 255H51V254H54V249H56V251L55 252H57V250H59L60 252L65 248V239H67V234H66V232L65 233H63ZM66 234V235H65ZM84 234H85V232H84ZM84 234H81L83 237H85V235ZM88 234V235H87ZM77 236H76V238L77 237H79L80 236V234H79V236H78V234H76ZM97 235V236H96ZM91 236V237H90ZM101 236V237H100ZM109 238H108V237ZM86 237L88 238L89 237V240H90V243L91 244H93V245H91V247H90V244H89V240H88V243L85 241L84 242V244L83 243H79L78 245H76V248H77V246H79L80 247V249H82V250H80L79 249V247H78V249L75 251V253H74V257H72L71 259L72 260H69L68 261V263H65V264H73V262L77 259V258H79L80 256H82V255H86V258L87 257H89L87 260H86V263L85 264H90V263H92V264H96V262H98V264H108L107 263V261L108 262H110V261H112V262H110L109 264H113V261L115 260L116 261V259L117 258H115V257H118L119 258V255H118V253H117V250H115V249H117L116 247H117V243H116V239H114V238H112L113 240H111V236L109 235V233L107 232V231H104V230H92L91 232L90 231H87L86 232ZM98 237V238H97ZM107 238V239H105V238ZM68 238H70V237H68ZM73 238H75V237H73ZM79 238H81V237H79ZM94 238V239H93ZM93 239V240H92ZM100 239H101V241H100ZM110 239V240H109ZM108 240V241H107ZM64 241V242H63ZM64 243L63 245H62V247L60 248V244L59 243ZM101 244H100V243ZM27 243L28 244H30L29 246L27 245ZM55 243V242H54ZM61 243V244H62ZM112 243H113V245H115V246H113L112 245ZM59 244V245H58ZM32 245H34V246H32ZM65 245V246H64ZM84 245H86V246H84ZM26 246V247H25ZM29 248H28V247ZM30 246H31V248H30ZM84 246L85 247V249H84V247L82 248V247ZM88 248V251L90 252V253H88V251L86 250L87 248ZM96 247V249L94 250V248ZM115 247V248H114ZM28 248V249H27ZM38 250H37V249ZM90 248H92L91 250H89ZM113 248H114V250H113ZM36 249V250H35ZM97 249H98V252H97ZM100 249V250H99ZM21 250H22V252H21ZM48 250V251H47ZM50 250L52 251L53 250V252H50ZM87 252H86V251ZM93 250V251H92ZM106 250V251H105ZM108 250V251H107ZM29 251V252H28ZM35 251H37L36 253H35ZM83 251L85 252L84 254H83ZM95 251H96V253H95ZM6 252V253H5ZM108 253V255H107V253ZM113 254H112V253ZM3 255H2V254ZM20 253V254H19ZM23 253H25V255L23 254ZM28 253V254H27ZM93 253H95L94 255H93ZM19 254V255H18ZM36 254V255H37ZM46 254V255H45ZM56 254V253H55ZM91 254V255H90ZM262 254V253H261ZM261 254L260 253H258V255H260L259 256V258H258V256H257V254L255 255V258H256V256H257V258L255 259V258H253L252 260H253V262L250 260L249 261V259L247 260V258H250V257H254V255H252V256H250V257H246V260H245V258H243V260H245L246 262V264L247 263H249V264H254V262H255V264H258V262H259V260H261L260 259V257H261ZM90 255V256H89ZM106 255V256H105ZM113 255V256H112ZM5 256V257H4ZM111 256V257H110ZM94 257V258H93ZM114 257V260H112V258ZM102 258H104V259H102ZM261 258H263V257H261ZM44 259V260H43ZM91 259H93V260H91ZM251 259V258H250ZM259 259V260H258ZM242 260V258L241 259H238V261H236L237 262V264H244V263H242L241 261H243ZM255 260V261H254ZM257 260H258V262H257ZM38 261V262H37ZM46 261V262H45ZM71 261V262H70ZM89 261H91L90 263H89ZM94 261V262H93ZM103 261H106V262H103ZM179 260H177V262H178ZM249 261V262H248ZM262 261V260H261ZM260 261V262H261ZM18 262V261H17ZM172 262H174L175 264H176V261H172ZM180 262V261H179ZM236 262H234L235 264H236ZM244 262V261H243ZM251 262V263H250ZM16 264L15 263V261L13 262V261H9V264ZM233 262H232V264H234ZM178 264V263H177ZM182 264V263H181ZM184 264V263H183ZM187 264V263H186ZM218 264V263H217ZM227 264H229V263H227ZM231 264V263H230ZM261 264V263H260Z\"/></svg>",
    "mask_w": 264,
    "mask_h": 264
},
{
    "label": "built area",
    "instance_id": "3",
    "mask_svg": "<svg viewBox=\"0 0 264 264\" xmlns=\"http://www.w3.org/2000/svg\"><path fill=\"white\" fill-rule=\"evenodd\" d=\"M90 256V255H89ZM89 257L86 258V255H82L80 256L79 258H77L73 264H85L86 263V260L88 259Z\"/></svg>",
    "mask_w": 264,
    "mask_h": 264
}]
</instances>
